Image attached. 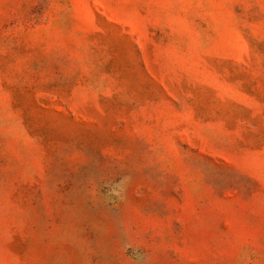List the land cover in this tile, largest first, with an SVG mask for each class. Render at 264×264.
Wrapping results in <instances>:
<instances>
[{
    "label": "rangeland",
    "instance_id": "rangeland-1",
    "mask_svg": "<svg viewBox=\"0 0 264 264\" xmlns=\"http://www.w3.org/2000/svg\"><path fill=\"white\" fill-rule=\"evenodd\" d=\"M0 264H264V0H0Z\"/></svg>",
    "mask_w": 264,
    "mask_h": 264
}]
</instances>
